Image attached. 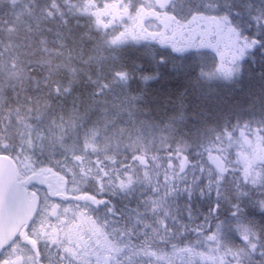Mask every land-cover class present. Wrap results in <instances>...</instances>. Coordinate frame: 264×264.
<instances>
[{"label": "snow or ice", "instance_id": "snow-or-ice-1", "mask_svg": "<svg viewBox=\"0 0 264 264\" xmlns=\"http://www.w3.org/2000/svg\"><path fill=\"white\" fill-rule=\"evenodd\" d=\"M0 264H264V0H0Z\"/></svg>", "mask_w": 264, "mask_h": 264}]
</instances>
